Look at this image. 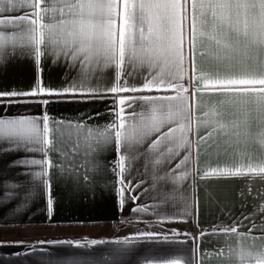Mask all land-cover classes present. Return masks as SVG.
Segmentation results:
<instances>
[{
    "label": "snow or ice",
    "instance_id": "6c2138e0",
    "mask_svg": "<svg viewBox=\"0 0 264 264\" xmlns=\"http://www.w3.org/2000/svg\"><path fill=\"white\" fill-rule=\"evenodd\" d=\"M25 9L30 11H22ZM205 40L210 42L207 48ZM197 55L210 57L211 65L199 64ZM17 57L33 59L37 79L28 91L0 90V153L39 154V158L26 155L13 162L39 166V170L27 173L32 183L5 184L12 191L0 193L5 202L18 201L17 212L44 198L51 217L53 177L71 179L74 187L86 183L87 169L100 170L98 160L88 157L111 147L117 155L109 170L119 177L121 206L125 192L129 201L139 199L140 194L132 193L145 181L133 185L130 177L133 162L142 160V167L150 170L151 176V184L142 192L156 193L153 199L158 203L153 207L159 211L153 214L159 221L177 218L175 213L168 214V208L175 207L178 199L183 203L181 215H190L195 192L191 183L182 191L183 182L189 176L195 179L201 149L212 148L213 142L219 147L220 138L239 127L237 121L227 119L229 108L242 111L258 125L254 142L264 151V0H0V65ZM42 57H51L53 65L79 67L78 78L61 88L45 87L39 67ZM108 68L112 69L110 83L104 84ZM97 72L94 84L91 78ZM202 92L215 97L203 119L196 115L202 111ZM67 95L110 99L108 111L113 119L92 126L50 117L46 110L39 117L2 114L16 103H38L45 108ZM249 119L244 121L246 126ZM201 127L205 134H201ZM77 158L83 163L76 164ZM252 159V153L244 151L231 166L217 165L203 175L264 177V162L257 171ZM66 161L83 174L70 170ZM143 211L147 206L133 208V212ZM244 219L251 224L247 231L239 230L243 227L240 221L217 227L210 234L224 235L226 244L233 236L264 240V224ZM137 238L171 240L162 231H145ZM191 238L194 242L197 239ZM228 247L240 264H264V246L255 251ZM196 251L192 249L190 264L198 260ZM222 251L217 249V255ZM144 264L185 262L181 257L149 258Z\"/></svg>",
    "mask_w": 264,
    "mask_h": 264
},
{
    "label": "crops",
    "instance_id": "0c3cea01",
    "mask_svg": "<svg viewBox=\"0 0 264 264\" xmlns=\"http://www.w3.org/2000/svg\"><path fill=\"white\" fill-rule=\"evenodd\" d=\"M22 11L14 14H22ZM204 45L207 48L210 42L205 40ZM197 50L200 51L199 45ZM197 62L208 67L212 60L210 57L197 55ZM39 67L42 69L40 75L43 85L50 88L67 86L78 78L80 71L79 67L69 68L64 63L53 65L51 57H42ZM111 74V68L105 70V79L102 81L104 84L110 83ZM98 76L99 72L91 78L92 83L97 82ZM36 79L37 66L32 58L17 57L0 65V90L28 91ZM136 82L139 83V76ZM58 99L60 102L49 103L45 108L38 103H16L2 114L39 117L46 110L50 117L92 126L104 125L113 119V114L108 111L112 107L110 99H93L82 95H67ZM214 103V95L202 92L199 101L202 111H198L196 115L203 119ZM97 113L100 115L97 116ZM227 119L237 121L239 127L229 129V135L220 138L219 147L213 142L212 148L201 149L195 179L189 176L183 182L182 191L191 183L195 192V207L190 215H181L183 203L178 199L175 207L168 208V214L175 213L177 218L159 221V217L153 214L154 211H159L153 207L158 203L153 199L156 193L142 192V188H148L151 184L150 170L145 171L142 160L133 162L130 177L133 185L141 179L145 181L141 188H136L132 193L140 194L139 199L129 201V194L125 192L124 204L121 206V197L117 192L119 185L116 183L119 177L109 170L110 162H114L117 154L109 147L88 157L90 161L98 160L100 170L87 169L86 183L74 187L71 179L53 177L54 203L51 217L44 198L35 199L23 211L17 212L15 209L18 201L10 199L5 202L0 195V264H144L149 258L176 257H181L185 264H190L193 260V248L197 250L196 264H240L238 256L235 252H230L228 246L237 251L241 247L255 251L264 246V240L258 238L253 241L250 237L242 240L233 236L227 238L226 244L224 235H213L210 232L217 227L240 221L243 222V227L239 230L247 231L251 224L244 217H249L257 225L264 224V177H219L203 173L211 172L217 165L231 166L244 151L252 153V163L258 171L259 164L264 162V151L254 142V135L259 130L256 123L242 111L232 108L228 109ZM246 119H249L247 126L244 123ZM200 131L205 134L203 127ZM26 155L39 158V154L0 153V193L12 191L5 188V184L24 186L32 183L27 173L39 170V166L13 163ZM71 159L70 156L69 160ZM82 163V159H76V164ZM66 164L70 170L83 174L79 167L68 161ZM51 171L49 169L50 174ZM127 175L126 171L125 177ZM145 206L147 211L133 212V208ZM145 231H162L171 240L137 238ZM200 231L204 235H199ZM253 234L260 236L258 230H253ZM193 236L197 237L195 242L191 238ZM93 240L102 243L92 244ZM217 249H223L220 255H217Z\"/></svg>",
    "mask_w": 264,
    "mask_h": 264
}]
</instances>
